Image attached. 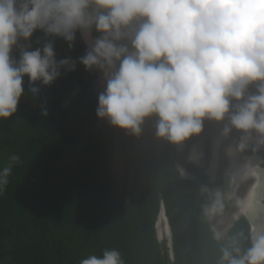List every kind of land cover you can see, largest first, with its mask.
Returning <instances> with one entry per match:
<instances>
[{
    "label": "clouds",
    "instance_id": "9594fccd",
    "mask_svg": "<svg viewBox=\"0 0 264 264\" xmlns=\"http://www.w3.org/2000/svg\"><path fill=\"white\" fill-rule=\"evenodd\" d=\"M37 30L46 38H62L69 49L79 33L85 54L57 59L54 42L47 39L32 49L30 38ZM77 62L86 71L97 70L98 97L95 110L86 108L78 122L94 116L109 139L102 119L139 136L145 119L155 117V136L181 155L180 177L193 179L201 169L210 183L199 192L212 239L223 241L217 264H264V211L251 223L242 211L248 188L264 166V0H0V120L17 112L25 76L28 91L36 95V82L51 85L62 71H74ZM99 78L103 84L97 86ZM40 114L48 115L46 107ZM69 116H80L77 102L54 118L62 125L64 145L70 141ZM116 154L119 173L115 156L111 167L121 177L124 159L120 150ZM19 161L12 154L0 168V191ZM228 204L238 208L237 218L223 228ZM240 218L249 225L247 233L228 235ZM155 230L163 256L172 262L162 201ZM80 264L125 261L118 249L106 248Z\"/></svg>",
    "mask_w": 264,
    "mask_h": 264
},
{
    "label": "trees",
    "instance_id": "16d2710c",
    "mask_svg": "<svg viewBox=\"0 0 264 264\" xmlns=\"http://www.w3.org/2000/svg\"><path fill=\"white\" fill-rule=\"evenodd\" d=\"M46 39L54 42L57 59L85 54L79 33L69 49L62 38L37 30L32 49ZM12 55L19 53L14 49ZM96 77L97 70L77 62L51 85L36 82L40 90L33 95L25 76L17 112L0 120V168L10 155L20 157L0 191V264H80L106 248L118 249L125 264H217L223 241L212 239L199 192L210 183L201 169L193 179L180 177L181 155L155 136L156 118L145 119L139 136L118 128L109 139L94 116L78 122L86 108L95 110ZM73 102L80 116L66 119L70 141L64 145L54 118ZM42 107L47 116L40 114ZM115 149L124 159L121 177L111 167ZM160 201L172 233V262L155 235ZM248 228L240 218L228 235Z\"/></svg>",
    "mask_w": 264,
    "mask_h": 264
},
{
    "label": "rangeland",
    "instance_id": "374dc122",
    "mask_svg": "<svg viewBox=\"0 0 264 264\" xmlns=\"http://www.w3.org/2000/svg\"><path fill=\"white\" fill-rule=\"evenodd\" d=\"M98 83H99V86L103 84V82L101 81L100 78H99V80L97 82V86H98ZM101 126H102L103 132L108 137L113 136V134L115 133V130L117 129L116 126L110 125L109 122L106 119H102ZM121 166H122L121 158H120L119 154H116L115 155V161H114V164H113V168L119 173ZM186 173L188 174L187 177H189L191 175L189 172H186ZM262 187H264V178L262 179V184L261 185L256 184V186L254 187V193H256L258 197L262 196ZM253 203H254V201H252L249 204V208H248V213L249 214L248 215H251L252 213L254 214L256 212L262 211L261 207H260L259 211H257V209H256V207L254 206ZM228 206L229 207L227 209H225L224 215L222 217L223 224L221 225V227H223V228H226L228 226V219L237 218V217H233V216L236 215V214H234V212L238 208L232 207L233 206L232 204H228Z\"/></svg>",
    "mask_w": 264,
    "mask_h": 264
},
{
    "label": "crops",
    "instance_id": "0c3cea01",
    "mask_svg": "<svg viewBox=\"0 0 264 264\" xmlns=\"http://www.w3.org/2000/svg\"><path fill=\"white\" fill-rule=\"evenodd\" d=\"M244 155H246V154H244ZM257 156H259V155L257 154ZM257 173H258L259 179H256V181H257L258 185H261L262 184V179L264 178V167L262 166L260 169H258ZM248 189L252 190V187L249 186ZM249 193H250V196H248V195L246 196L247 202L245 203V206H244L242 211H243L244 215L248 218L249 222L251 223L252 220L255 218V213L254 214L252 213L251 215H248L249 214L248 213L249 204L252 201H254L253 204L256 207L257 211H259L260 207L262 208V211H264V204H262V206H260L261 201L264 200V187H262V196L261 197H258L257 194L254 193V192L253 193L249 192Z\"/></svg>",
    "mask_w": 264,
    "mask_h": 264
},
{
    "label": "bare ground",
    "instance_id": "6f19581e",
    "mask_svg": "<svg viewBox=\"0 0 264 264\" xmlns=\"http://www.w3.org/2000/svg\"><path fill=\"white\" fill-rule=\"evenodd\" d=\"M252 183H253V184L250 185V186L252 187V190H249V191L253 193V192H254V187H255L256 184H257L256 179H254V180L252 181ZM247 195L250 196V194H248V193H247ZM246 202H247V200L245 201V203H246Z\"/></svg>",
    "mask_w": 264,
    "mask_h": 264
}]
</instances>
